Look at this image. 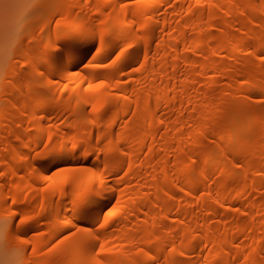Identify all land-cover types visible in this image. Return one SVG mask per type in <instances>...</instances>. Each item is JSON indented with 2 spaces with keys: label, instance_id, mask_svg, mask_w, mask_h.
I'll use <instances>...</instances> for the list:
<instances>
[{
  "label": "bare ground",
  "instance_id": "obj_1",
  "mask_svg": "<svg viewBox=\"0 0 264 264\" xmlns=\"http://www.w3.org/2000/svg\"><path fill=\"white\" fill-rule=\"evenodd\" d=\"M60 1L0 65L19 264H264V0Z\"/></svg>",
  "mask_w": 264,
  "mask_h": 264
},
{
  "label": "rangeland",
  "instance_id": "obj_2",
  "mask_svg": "<svg viewBox=\"0 0 264 264\" xmlns=\"http://www.w3.org/2000/svg\"><path fill=\"white\" fill-rule=\"evenodd\" d=\"M60 5V0H0V65L4 60H9L10 54L15 47L26 44L31 38L33 27L42 29L45 25L51 26L50 15L52 9L57 10L59 12L57 16L61 17ZM34 54L35 50L30 47V57L33 58ZM20 60V58H14L12 65L8 69L11 70L13 65H21ZM4 84L8 85L9 81H4ZM257 106L262 107L264 104L258 103ZM2 212L3 210H0V215ZM19 217L17 216L16 221H18ZM5 221H7L6 218H3V225L1 224L0 228V264H19L17 257L24 250H26V254L23 257L30 253L32 249L31 240L38 237L37 235L43 237L49 232L47 229L40 232L39 230L34 232L31 230L26 235L18 237L16 241L5 243ZM67 233L54 237L41 251L48 255L54 253L60 240Z\"/></svg>",
  "mask_w": 264,
  "mask_h": 264
}]
</instances>
